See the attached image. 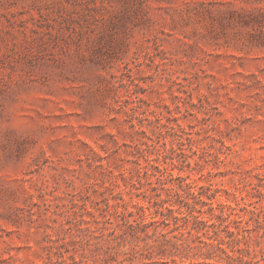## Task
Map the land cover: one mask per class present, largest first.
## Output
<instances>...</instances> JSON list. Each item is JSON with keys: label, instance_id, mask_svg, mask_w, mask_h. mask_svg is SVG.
Instances as JSON below:
<instances>
[{"label": "rangeland", "instance_id": "374dc122", "mask_svg": "<svg viewBox=\"0 0 264 264\" xmlns=\"http://www.w3.org/2000/svg\"><path fill=\"white\" fill-rule=\"evenodd\" d=\"M60 251L264 264V0H0V264Z\"/></svg>", "mask_w": 264, "mask_h": 264}, {"label": "trees", "instance_id": "16d2710c", "mask_svg": "<svg viewBox=\"0 0 264 264\" xmlns=\"http://www.w3.org/2000/svg\"><path fill=\"white\" fill-rule=\"evenodd\" d=\"M57 255L58 258L61 259H66V258H70L72 260V262L68 263V264H103L102 263V259L98 256V254L96 252H86V251H82V252H73L71 254L68 255V257L66 256L65 252H56L55 253ZM79 257V259H77Z\"/></svg>", "mask_w": 264, "mask_h": 264}]
</instances>
